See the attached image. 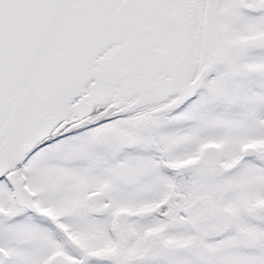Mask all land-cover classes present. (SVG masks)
Here are the masks:
<instances>
[{
    "label": "snow or ice",
    "instance_id": "snow-or-ice-1",
    "mask_svg": "<svg viewBox=\"0 0 264 264\" xmlns=\"http://www.w3.org/2000/svg\"><path fill=\"white\" fill-rule=\"evenodd\" d=\"M0 264H264V0H0Z\"/></svg>",
    "mask_w": 264,
    "mask_h": 264
}]
</instances>
